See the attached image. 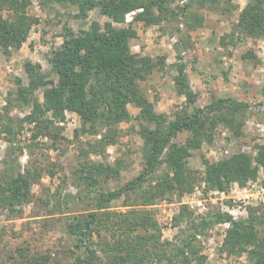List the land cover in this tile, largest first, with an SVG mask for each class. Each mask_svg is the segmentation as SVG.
I'll return each instance as SVG.
<instances>
[{
    "label": "trees",
    "instance_id": "trees-1",
    "mask_svg": "<svg viewBox=\"0 0 264 264\" xmlns=\"http://www.w3.org/2000/svg\"><path fill=\"white\" fill-rule=\"evenodd\" d=\"M173 0H39L43 6L53 3L76 7L75 19L85 20L91 11L109 19L102 26L92 21L86 30L74 35L63 26V42L48 58L50 74H43L39 66L29 62L23 69L27 84L17 80L16 100L29 104L30 112L24 122L34 126L36 134L44 133L54 125L63 123L67 112L75 113L84 127L101 134L96 145L91 146L95 154H104L108 145L117 143L118 131L114 127L131 119L128 107L138 109L139 135L143 140V166L135 178L113 192L98 191L96 185L103 176L105 181L119 176L117 167L107 163H90L77 168L73 174L75 185H84L92 194L95 212L74 215L65 224V231L78 243H86L92 233L103 230L117 231L112 243L102 242L99 256L91 245H85L83 255L77 256L71 264H204L205 256L197 236L214 225L228 224L222 251L228 256L246 255L250 264H264V206L249 209L248 216L235 220L222 213L194 218L187 206H182L174 216V225L180 228L174 241L160 242V230L156 220L148 210L127 211L110 225L112 214H98L106 209L107 203L120 196L141 192L143 206H151L157 199L165 198L173 192L180 195L192 189L193 174L187 160L191 151L199 149L203 142H210L219 125L229 129L235 137L242 135L241 116L248 106L231 98H219L203 108L195 106L197 95L192 90L185 64L179 57L175 64L174 89L185 98L186 107L175 113L173 119L154 111L153 104L139 86L159 66L162 58L139 56L131 52V42L138 36L133 23L140 22L146 27L160 25L164 21L181 19L188 31L202 25V18H195L188 25V10L195 0H189L183 7L172 8ZM208 0H198L201 6ZM213 2L217 0H212ZM31 0H0V10L11 13L10 19L0 12V50L9 56L11 50H18L26 41L28 33L38 19L29 16L26 8ZM137 12L130 25L117 27L127 14ZM182 18H178L180 16ZM175 48L178 53L188 45L178 29ZM264 39V0H248L239 13L234 29L220 38L235 44L238 37ZM188 38V36H187ZM254 59L248 52L242 56ZM37 90L42 92V102L34 98ZM11 100V98L9 99ZM7 111V110H6ZM50 115L47 118V115ZM22 120H15L0 114V131L15 136V125L22 127ZM16 123V124H15ZM187 132L184 144L175 142L179 133ZM253 162L255 164H253ZM5 169L0 173V208L10 213L29 201L35 172L21 170L14 158L4 160ZM165 165L163 176L153 184L151 177ZM204 181L208 188L223 191L232 183L244 186L255 180L259 171L264 176V144L257 145V154L251 158L244 153H236L215 163L203 160ZM80 247V246H77ZM47 256L34 258L29 264H47Z\"/></svg>",
    "mask_w": 264,
    "mask_h": 264
},
{
    "label": "rangeland",
    "instance_id": "rangeland-1",
    "mask_svg": "<svg viewBox=\"0 0 264 264\" xmlns=\"http://www.w3.org/2000/svg\"><path fill=\"white\" fill-rule=\"evenodd\" d=\"M187 2L189 0H186ZM248 0H208L201 6L195 0L188 10V25L195 18H202L201 27L188 31L181 19L164 21L150 27L142 23L124 21L114 24L127 27L133 23L138 36L131 42V52L139 56L162 58L164 65L159 66L144 81L139 82L141 90L153 104L157 114L173 119L176 112L184 109L185 98L179 96L173 78L176 75L175 64L178 58L185 64L192 90L196 93L195 106L203 108L219 98H231L248 106L241 116L242 135L235 137L232 132L219 125L210 142L191 151L188 167L193 174L192 189L180 195L178 192L157 199L151 206H143L142 190L124 194L106 205L98 214H112L109 224L127 211L148 210L156 220L160 230V242L174 241L180 227L174 225L173 218L182 206H187L194 218L227 214L233 218L244 219L249 209L264 206V176L259 171L255 180L244 186L232 183L223 191L208 188L204 181L203 160L210 163L229 158L236 153H244L254 158L257 145L264 144V39L238 37L235 44L226 41L220 44V38L229 34L236 26L238 16ZM170 7L180 8L177 0L170 1ZM139 9L134 11L141 12ZM4 17L11 13L0 10ZM76 7L53 3L43 6L39 0H31L26 13L38 19L18 50L5 55L0 50V114L8 112L15 120H24L31 106L16 100L17 80L27 84L23 69L26 62L39 66L43 74H50L48 58L63 42V26H67L74 35L88 29L92 21L102 26L109 19L91 11L85 20L75 19ZM133 15V16H134ZM132 16V18H133ZM178 18H182L181 15ZM178 29L182 37L188 39V45L181 52L175 48ZM188 36V38H187ZM248 52L254 59L242 56ZM11 98V100H9ZM34 98L42 102V92L37 90ZM7 110V111H6ZM131 119L114 127L118 131L116 144L108 145L104 154L91 151L101 134L90 132L81 119L67 112L65 121L55 124L42 134L34 137L33 124L27 122L15 125V136L0 131V173L5 169L4 160L14 158L21 170L35 172L31 185L29 201L17 208L14 213L0 208V264H29L34 258L48 257L47 264H71L77 256L83 255L85 245H91L102 256V242L112 243L118 232L103 230L92 233L86 243L77 240L65 231V224L74 215H87L95 212L92 194L84 185L77 186L73 174L77 168L90 163H107L117 167L119 176L105 181L103 176L96 185L98 191L113 192L135 178L143 166V140L139 135L138 109L128 107ZM49 118L50 115H47ZM16 124V123H15ZM189 133L177 135L175 142L184 144ZM253 164H255L253 162ZM165 165L153 174L149 183H154L165 173ZM234 210H233V209ZM228 225L217 224L209 228L204 235L197 236L204 264H250L246 255L228 256L222 251V244ZM80 246V247H77ZM153 264V263H148Z\"/></svg>",
    "mask_w": 264,
    "mask_h": 264
},
{
    "label": "built area",
    "instance_id": "built-area-1",
    "mask_svg": "<svg viewBox=\"0 0 264 264\" xmlns=\"http://www.w3.org/2000/svg\"><path fill=\"white\" fill-rule=\"evenodd\" d=\"M187 3L186 0H177V4L180 6V7H183L185 4ZM134 15V12H131L129 14H127L125 16V22L126 23H130L132 21V16ZM233 209V208H232ZM234 210V209H233ZM233 218V217H232ZM235 220H238L237 218H233ZM228 225V224H227Z\"/></svg>",
    "mask_w": 264,
    "mask_h": 264
}]
</instances>
